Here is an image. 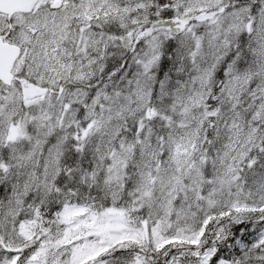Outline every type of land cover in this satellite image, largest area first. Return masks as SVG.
<instances>
[{
	"label": "snow or ice",
	"instance_id": "1",
	"mask_svg": "<svg viewBox=\"0 0 264 264\" xmlns=\"http://www.w3.org/2000/svg\"><path fill=\"white\" fill-rule=\"evenodd\" d=\"M0 264H264V0H0Z\"/></svg>",
	"mask_w": 264,
	"mask_h": 264
}]
</instances>
